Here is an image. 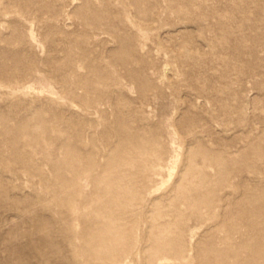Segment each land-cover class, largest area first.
<instances>
[{"label":"rangeland","instance_id":"obj_1","mask_svg":"<svg viewBox=\"0 0 264 264\" xmlns=\"http://www.w3.org/2000/svg\"><path fill=\"white\" fill-rule=\"evenodd\" d=\"M0 264H264V0H0Z\"/></svg>","mask_w":264,"mask_h":264}]
</instances>
